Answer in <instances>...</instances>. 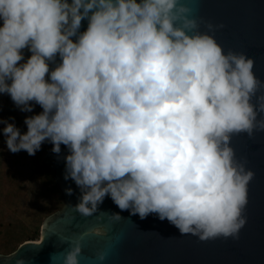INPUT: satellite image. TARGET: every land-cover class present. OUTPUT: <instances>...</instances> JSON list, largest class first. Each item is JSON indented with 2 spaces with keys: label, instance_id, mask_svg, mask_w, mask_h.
Instances as JSON below:
<instances>
[{
  "label": "clouds",
  "instance_id": "obj_1",
  "mask_svg": "<svg viewBox=\"0 0 264 264\" xmlns=\"http://www.w3.org/2000/svg\"><path fill=\"white\" fill-rule=\"evenodd\" d=\"M192 11L182 0H0V94L22 112L33 101L43 109L25 118L24 133L0 120L7 149L66 146L64 179L80 189L82 217L110 196L201 241L238 238L246 224L254 173L231 139L264 132V81L253 58L225 53L209 34L222 24L201 31ZM87 235L60 236L69 248L52 262L79 264Z\"/></svg>",
  "mask_w": 264,
  "mask_h": 264
},
{
  "label": "water",
  "instance_id": "obj_2",
  "mask_svg": "<svg viewBox=\"0 0 264 264\" xmlns=\"http://www.w3.org/2000/svg\"><path fill=\"white\" fill-rule=\"evenodd\" d=\"M182 2L192 8V16L201 22V31H207L208 22L222 24L223 28L209 34L214 35L225 53L231 49L253 58V72L264 81V0ZM87 26L88 21H82L80 31H85ZM23 55L26 61L32 53L26 48ZM60 62L57 55L55 63L49 62L50 71ZM231 147L254 173L242 213L246 224L238 238L201 241L198 236L182 235L167 219L161 221L156 214L141 219L138 214L122 211L110 196L98 206L97 213L82 217L73 208L79 202L80 189L70 178L64 179V157L69 151L61 145V153L52 152V156L55 178L64 198L62 208L44 219L40 241L25 240L9 253L0 254V264H17L21 259L25 264H62L51 260L54 254L69 248L59 237L75 239L91 230L93 235L84 236L82 241L79 264H264V132H255L252 137L246 133L233 135ZM69 187L73 189L72 195L65 191ZM114 213H119L122 219L110 220ZM100 251L106 254L102 262L96 255Z\"/></svg>",
  "mask_w": 264,
  "mask_h": 264
},
{
  "label": "rangeland",
  "instance_id": "obj_3",
  "mask_svg": "<svg viewBox=\"0 0 264 264\" xmlns=\"http://www.w3.org/2000/svg\"><path fill=\"white\" fill-rule=\"evenodd\" d=\"M30 103L34 105L32 112L36 111L39 105ZM12 113L14 119L10 118ZM29 116L16 107L7 93L0 94V120L14 123L24 133L27 131L24 120ZM4 127L0 123V254L16 249L37 225L40 239L44 219L61 208L59 194L45 183L49 178L47 146L43 153L38 150L34 156L23 150L12 153L7 149Z\"/></svg>",
  "mask_w": 264,
  "mask_h": 264
},
{
  "label": "trees",
  "instance_id": "obj_4",
  "mask_svg": "<svg viewBox=\"0 0 264 264\" xmlns=\"http://www.w3.org/2000/svg\"><path fill=\"white\" fill-rule=\"evenodd\" d=\"M2 24H3V22L0 21V27H2ZM22 52L24 53V49L22 50ZM24 62H26V61L23 60L20 63H24ZM42 110L43 109L40 106H38L36 111L26 112V113L29 114L30 116H33V115L39 114L40 112H42ZM13 115L14 114L12 113L10 118H12ZM42 146L43 147H41V149L39 150V153H43L44 152L43 148L45 147V149H46V146L49 150L48 156L46 157L48 160L47 163H49L47 165L46 174L48 175L49 178L47 179V182H45V183L51 184V188L55 189V191L59 194L58 205H59V207L61 206V208H62V206H63L62 201H64V198H63L62 192H61L59 185H58L56 178H55V172H54V168H53V156L51 153V143L48 141H45ZM38 236H39V226L37 225L36 228L33 230V232L27 238H24L22 241L29 240V239H37ZM22 241H20L19 244Z\"/></svg>",
  "mask_w": 264,
  "mask_h": 264
},
{
  "label": "bare ground",
  "instance_id": "obj_5",
  "mask_svg": "<svg viewBox=\"0 0 264 264\" xmlns=\"http://www.w3.org/2000/svg\"><path fill=\"white\" fill-rule=\"evenodd\" d=\"M37 241H40L39 239H37Z\"/></svg>",
  "mask_w": 264,
  "mask_h": 264
}]
</instances>
